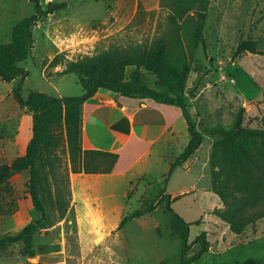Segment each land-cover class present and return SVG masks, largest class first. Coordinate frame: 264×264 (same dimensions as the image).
Wrapping results in <instances>:
<instances>
[{"label":"rangeland","instance_id":"374dc122","mask_svg":"<svg viewBox=\"0 0 264 264\" xmlns=\"http://www.w3.org/2000/svg\"><path fill=\"white\" fill-rule=\"evenodd\" d=\"M62 1L68 6L41 17L32 29L30 54L20 62L27 71L21 86L23 97L30 91L52 96L58 93L80 95L83 89L77 75L73 72L59 74L68 60L99 54L101 66L117 77L130 80L139 70L146 82L151 83L155 76L148 69L163 68L165 42L171 36L180 35L184 47L189 49V27L185 28L183 18L172 11L171 0H161V9L149 11L139 3L130 21L116 20L110 15L115 0H40L39 4L46 9L49 3ZM119 1L123 7L124 2L134 0ZM198 7L193 17L200 20L201 14L204 15L205 44H199L191 52L188 50L189 72L184 94L189 120L202 135L200 153L203 157L200 154L193 157L186 168L194 169L197 162L207 159L204 171L211 175L217 168L211 162L213 148L223 138L220 133L211 131L213 128H231L238 111L244 108L242 125L264 130V55L236 52L237 44L245 39L255 41L256 48L264 50V0H208L206 7ZM34 12L31 0H0V43L10 44L14 25ZM173 15L175 20L169 27L168 21ZM188 16L187 13L184 18ZM175 23L183 27H176ZM135 47L138 48L135 58L139 65L124 64L118 55ZM18 81L0 80V164H10L25 153L20 155L11 143L16 138L21 139L20 125L28 115L32 116L26 106L17 103L12 93ZM47 128L54 160L53 168L46 169V187L42 190L49 204L47 225L33 235L34 257L22 256L20 244H13L0 252V264H180L181 255L189 257L202 249L198 259L190 264H243L247 258L264 264L263 237L229 244L235 235L213 212L216 207L223 206L215 194L202 195L194 204V195L187 193L171 203L172 209L190 223L189 247L184 254L182 228L166 211L165 202L154 211L131 219L120 229H117L120 220L114 223L112 214L98 211V200L92 197L85 198V202H91L94 208L86 212L70 208V175L73 172L70 171L64 126L50 121ZM196 175L195 169L190 172L179 169L167 186L160 181V176L149 184L132 185L120 218L142 208L160 194L163 187L168 191L178 189L177 186L191 183ZM208 181L206 175L199 183ZM28 182L29 172L23 170L14 174L0 191V237L16 233L37 217L28 193ZM56 192L62 196L61 203L54 198ZM113 199L118 204L124 201L122 188H117ZM99 201L105 204L108 198L100 196ZM197 220L198 223H192ZM256 230L264 235V219L257 224ZM198 236L203 238L204 247L196 239Z\"/></svg>","mask_w":264,"mask_h":264},{"label":"trees","instance_id":"16d2710c","mask_svg":"<svg viewBox=\"0 0 264 264\" xmlns=\"http://www.w3.org/2000/svg\"><path fill=\"white\" fill-rule=\"evenodd\" d=\"M34 3V14L25 17L14 25L11 33V43H0V80L13 81L19 79L12 88V93L18 104L26 106L32 112L31 137L27 143L25 153L16 157L10 164H0V191L8 180L23 170L29 172L28 193L37 217L28 221L14 234L0 237V252L13 244H20V254L24 257H34L36 249L33 244V235L38 229L47 225L48 209L45 195L42 190L46 187V169L53 168L54 160L51 156L50 133L47 125L50 121L62 123L67 141V150L70 161V171L73 173H107L113 169L118 154L100 150L82 149L80 143L81 105L98 89H107L119 95L151 99L158 103L180 107L188 124L189 141L183 151L171 162L167 173L163 177L164 186L167 184L173 170L187 161L202 142L201 132L194 128L189 120L185 101V84L189 72V52L199 44L204 45L202 35L203 14L201 19H195L194 12L198 6L206 7L208 0H171L172 11L183 18L185 28L190 32L184 47L180 35L171 36L165 42V65L161 70L148 69L155 76L151 83L146 82L143 73L134 72L132 79L123 80L102 67L101 56H82L68 60L59 74L73 72L77 75L82 86V93L76 96H52L40 91H30L25 97L21 95V86L27 71L20 65L30 54L32 46V29L41 17H46L68 6L66 1L51 2L46 9H42L40 0H31ZM192 12V14L190 13ZM188 17L185 19V14ZM175 15L168 21L173 25ZM176 27H183L175 23ZM138 48L130 52H121L119 59L126 65H139L135 55ZM236 52H251L264 55V50L256 48L255 41L241 40ZM147 70V68H146ZM244 108L238 111L234 125L225 129L213 128L211 131L220 133L223 138L215 143L211 162L214 168L211 174L212 191L222 202L221 207L213 209L215 215L223 219L236 239L233 244H240L253 237L258 222L264 219V130L247 128L242 125ZM104 167H101L103 166ZM163 187L160 194L149 200L140 209L126 213L119 221L117 229L122 228L133 218L141 217L156 209L165 202L166 211L177 221L182 228L181 237L184 241L182 254L188 249L187 235L190 223L186 222L171 207V203L181 195L171 198ZM44 192V191H43ZM185 194V193H184ZM60 203L62 196L54 194ZM65 204V203H64ZM64 210H61L63 212ZM199 220L192 223H198ZM205 242L201 236L196 238ZM203 249L189 257L181 255L180 264H190L198 259ZM27 264H40L28 262ZM226 264V263H223ZM243 264H261L257 260L247 258Z\"/></svg>","mask_w":264,"mask_h":264},{"label":"crops","instance_id":"0c3cea01","mask_svg":"<svg viewBox=\"0 0 264 264\" xmlns=\"http://www.w3.org/2000/svg\"><path fill=\"white\" fill-rule=\"evenodd\" d=\"M139 3L147 11L163 7L161 0H134L124 2L123 7L119 0H115L113 8L109 10L110 15H114L116 20L130 21ZM57 96L63 97L60 93ZM31 124V117L28 115L25 123H21L19 128L21 139L10 141L13 149L18 150L20 155L24 153L31 136ZM80 133L82 149L112 152L118 154V158L113 169L107 173H71L70 208L73 207L77 212H86L94 206L91 202L86 203L85 198L92 197L98 200V211L102 214H112L114 223L115 220L121 219L131 186L137 183L149 184L159 176L160 181L163 180L171 162L183 151L190 138L188 124L180 107L151 99L122 96L107 89H98L82 103ZM201 145L187 161L177 166L169 177L165 186L179 169L185 172L195 169L197 173L187 185L184 183L171 191L165 188L164 192L170 194L171 198L181 194H193L194 204H197L202 195L215 194L211 189V175L204 171L207 159L197 162L198 166L194 169L186 168L193 157L201 155ZM206 175L209 176L208 183L200 185L199 180L206 178ZM119 187L122 188L124 200L120 204L112 200ZM100 196L108 198V201L103 204L99 201ZM253 237L255 241L260 237L264 238V235H259L256 230ZM234 240L229 241V244L234 245Z\"/></svg>","mask_w":264,"mask_h":264}]
</instances>
